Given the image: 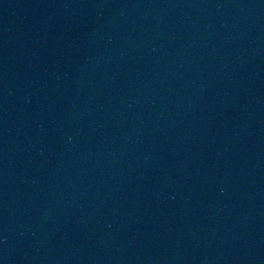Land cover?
I'll use <instances>...</instances> for the list:
<instances>
[{
	"label": "water",
	"instance_id": "95a60500",
	"mask_svg": "<svg viewBox=\"0 0 264 264\" xmlns=\"http://www.w3.org/2000/svg\"><path fill=\"white\" fill-rule=\"evenodd\" d=\"M0 264H264V0H0Z\"/></svg>",
	"mask_w": 264,
	"mask_h": 264
}]
</instances>
